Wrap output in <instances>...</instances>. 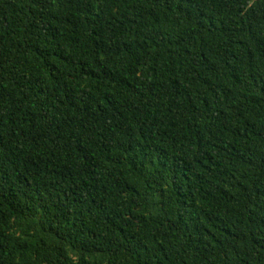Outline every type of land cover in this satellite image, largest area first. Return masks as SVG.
Listing matches in <instances>:
<instances>
[{"label": "trees", "instance_id": "obj_1", "mask_svg": "<svg viewBox=\"0 0 264 264\" xmlns=\"http://www.w3.org/2000/svg\"><path fill=\"white\" fill-rule=\"evenodd\" d=\"M0 264H264V0H0Z\"/></svg>", "mask_w": 264, "mask_h": 264}]
</instances>
